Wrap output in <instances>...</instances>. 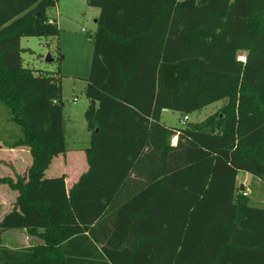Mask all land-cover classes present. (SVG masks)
<instances>
[{"label":"trees","instance_id":"trees-1","mask_svg":"<svg viewBox=\"0 0 264 264\" xmlns=\"http://www.w3.org/2000/svg\"><path fill=\"white\" fill-rule=\"evenodd\" d=\"M57 1L0 0V106L19 129L6 144L32 159L0 177L17 192L0 264H264V207L236 193L239 171L264 184V0H88V169L68 191L44 176L66 150L60 73L24 67L20 46L59 35ZM221 99L200 122H160ZM10 228L43 242L9 249Z\"/></svg>","mask_w":264,"mask_h":264},{"label":"rangeland","instance_id":"rangeland-1","mask_svg":"<svg viewBox=\"0 0 264 264\" xmlns=\"http://www.w3.org/2000/svg\"><path fill=\"white\" fill-rule=\"evenodd\" d=\"M99 12V8L91 6L88 0H58L55 6L48 8L47 14L51 20L57 22L59 35L57 37L24 36L20 39L24 67L33 69L35 73L59 71L66 147L77 150L74 155L82 158L85 165L87 163L83 150L89 146V131L84 117L89 100L85 95V87L93 50L92 37ZM60 54L62 59L59 60ZM47 55L51 60H46ZM238 58L245 59V53L240 52ZM226 101L227 99H221L199 111L189 113L186 124L200 122L217 113ZM183 115L176 110L162 111L160 122L167 126L184 125L180 122ZM18 131V127L10 121L6 109L0 106V147L5 146L4 143L12 142L13 136L17 135ZM19 155L20 152L13 158L10 155V159L12 158L14 162L11 165L12 170L10 167L7 170L2 164L0 176H12L13 180H16L17 177L26 174V166L31 163V155L28 154L26 159ZM0 157L3 156L0 154ZM61 159V156L54 158L44 175L51 177L58 174L57 164ZM5 190L12 194L13 200L16 198L17 192L7 184L1 183L0 192ZM238 192L249 198L250 205L264 207V184L245 171L237 173L236 193ZM7 234V230L2 233L4 240Z\"/></svg>","mask_w":264,"mask_h":264},{"label":"crops","instance_id":"crops-1","mask_svg":"<svg viewBox=\"0 0 264 264\" xmlns=\"http://www.w3.org/2000/svg\"><path fill=\"white\" fill-rule=\"evenodd\" d=\"M168 110L169 109H165L162 111L166 112ZM197 111H199V110H197ZM160 117H161V115H160ZM188 118H189V116H188ZM181 119H182V117L180 118V120ZM185 123L186 122L181 123V124L185 125ZM184 125H180V126H184ZM176 140H177L176 136L172 137L171 142L173 145L176 144ZM65 144H66V139H65ZM4 145L5 146L0 147V154H1V156H3V157H0V169H2V164H4L3 165L4 167H7L6 168L7 170L9 167L11 168L12 167L11 165L14 163L12 158L14 157L15 154H18V152H20L19 156H22L24 159H26L28 157V154H30L27 147H26V149L24 146L23 147H17V148H11L6 143H4ZM76 152H77V150L69 149L66 147L65 152L58 154L57 156H54L52 158L50 164H49V166H50L52 164V161L54 158L61 156L62 159L59 160L58 161L59 163L57 164V167H58L57 170L59 172H58V174H54L51 177H57V176L64 175L65 188L67 191L72 187V185L74 183H76L78 181L80 176L83 173H85L88 169L87 160H86L87 165H85L82 158L76 157V155H74ZM8 153H10V154L8 155ZM83 153H84L85 159H86L85 148L83 150ZM10 155L12 157L11 159H10ZM73 155L75 157H73ZM72 163H74V164H72ZM29 166L30 165L26 166L27 169ZM11 170H12V168H11ZM13 174H14V172H13ZM23 174H24V172L22 173V175ZM0 177H11V178H13L12 176H0ZM45 177H47V176H45ZM236 179H237V177H236ZM14 203H15V199L14 200L12 199V194L8 190L0 192V221L8 212H10L12 210ZM6 230L8 232V234L6 236V240H4V237L2 235V233L5 230L1 233V245L5 246L9 249H12V250H20V249L32 247L34 245H38V244L43 242L36 235L30 234L26 228H10V229H6Z\"/></svg>","mask_w":264,"mask_h":264},{"label":"built area","instance_id":"built-area-1","mask_svg":"<svg viewBox=\"0 0 264 264\" xmlns=\"http://www.w3.org/2000/svg\"><path fill=\"white\" fill-rule=\"evenodd\" d=\"M188 120V115H183L182 119L180 120L181 123H184Z\"/></svg>","mask_w":264,"mask_h":264},{"label":"water","instance_id":"water-1","mask_svg":"<svg viewBox=\"0 0 264 264\" xmlns=\"http://www.w3.org/2000/svg\"><path fill=\"white\" fill-rule=\"evenodd\" d=\"M46 60L47 61L51 60V58H49V55H47ZM241 60L245 61V59H241ZM163 110H165V109H163Z\"/></svg>","mask_w":264,"mask_h":264}]
</instances>
